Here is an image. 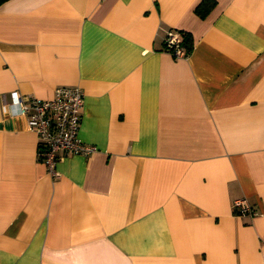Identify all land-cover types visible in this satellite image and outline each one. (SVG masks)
Instances as JSON below:
<instances>
[{
    "label": "crops",
    "instance_id": "obj_1",
    "mask_svg": "<svg viewBox=\"0 0 264 264\" xmlns=\"http://www.w3.org/2000/svg\"><path fill=\"white\" fill-rule=\"evenodd\" d=\"M200 1L0 4V264H264V0ZM58 86L96 150L54 177L9 104Z\"/></svg>",
    "mask_w": 264,
    "mask_h": 264
},
{
    "label": "built area",
    "instance_id": "obj_2",
    "mask_svg": "<svg viewBox=\"0 0 264 264\" xmlns=\"http://www.w3.org/2000/svg\"><path fill=\"white\" fill-rule=\"evenodd\" d=\"M182 38L180 31L169 30L164 37L165 49L175 56H185L187 51ZM9 106L26 116L29 127L37 134L39 156L54 177L58 176V152L85 155L96 150L94 145L83 142L78 136L83 107V93L79 87L58 86L53 95L45 99L26 98L13 91ZM233 207L240 215L254 212L246 198L235 199Z\"/></svg>",
    "mask_w": 264,
    "mask_h": 264
},
{
    "label": "trees",
    "instance_id": "obj_3",
    "mask_svg": "<svg viewBox=\"0 0 264 264\" xmlns=\"http://www.w3.org/2000/svg\"><path fill=\"white\" fill-rule=\"evenodd\" d=\"M6 0H0V4H2L3 2H5ZM214 4V0H201L196 6H195V12L200 15V16H204L207 8L210 7L211 5ZM189 41V37L188 35H183L182 38V43L185 46V49L187 51V53L191 50V44L188 42Z\"/></svg>",
    "mask_w": 264,
    "mask_h": 264
}]
</instances>
